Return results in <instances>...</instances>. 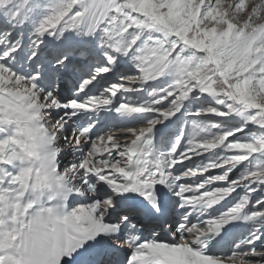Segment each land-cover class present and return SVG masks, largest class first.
<instances>
[{
	"label": "snow or ice",
	"instance_id": "6c2138e0",
	"mask_svg": "<svg viewBox=\"0 0 264 264\" xmlns=\"http://www.w3.org/2000/svg\"><path fill=\"white\" fill-rule=\"evenodd\" d=\"M0 264H264V0H0Z\"/></svg>",
	"mask_w": 264,
	"mask_h": 264
}]
</instances>
